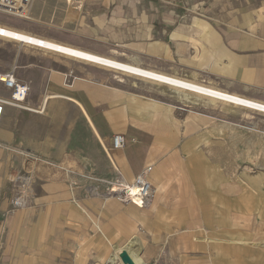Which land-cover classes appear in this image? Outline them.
<instances>
[{"label": "crops", "instance_id": "crops-1", "mask_svg": "<svg viewBox=\"0 0 264 264\" xmlns=\"http://www.w3.org/2000/svg\"><path fill=\"white\" fill-rule=\"evenodd\" d=\"M31 13L128 49L132 63L264 101V0H33ZM9 41L0 38V72L30 89L0 115V264H107L123 250L134 264H236L235 253L264 264V242H233L264 236V164L245 128ZM13 92L0 82L1 99ZM23 174L31 187L17 209ZM140 176L152 183L144 206L110 194Z\"/></svg>", "mask_w": 264, "mask_h": 264}, {"label": "bare ground", "instance_id": "bare-ground-1", "mask_svg": "<svg viewBox=\"0 0 264 264\" xmlns=\"http://www.w3.org/2000/svg\"><path fill=\"white\" fill-rule=\"evenodd\" d=\"M0 38L17 41L48 53L61 54L75 60L91 63L99 67L120 71L141 78L158 85L164 94L174 97L184 104L195 106L205 104L208 106V104L216 105L217 103H221L223 109L235 114L243 115L244 110H253L264 114V101L229 92L215 87L212 84L198 81L193 76L184 77L167 74L158 70L146 68L138 63L123 62L116 58L106 57L90 50L88 51L50 38L33 35L23 30L2 24H0ZM143 180L147 179L143 177ZM147 182L149 183V193L151 194L152 183L148 180ZM128 192L131 196H135L134 189H128ZM149 199L150 195L148 196L146 203H148ZM140 203L141 201L139 202V205ZM205 238L206 241H209L210 235H206ZM109 258L107 264H118L121 260L120 254L118 253H114ZM134 258L135 257H133V259Z\"/></svg>", "mask_w": 264, "mask_h": 264}, {"label": "rangeland", "instance_id": "rangeland-1", "mask_svg": "<svg viewBox=\"0 0 264 264\" xmlns=\"http://www.w3.org/2000/svg\"><path fill=\"white\" fill-rule=\"evenodd\" d=\"M31 14L32 13L30 10L29 15ZM49 23L50 22L45 24V22L41 23L40 21H35V20L28 19V18H21L18 16H13V15L0 12V24L2 25L24 30L34 35L50 38V39H53L59 42L66 43V44H72L75 42H78L83 45L85 44L86 46H89L92 49L101 52L102 54H106V57L116 58L123 62H131L130 61L131 54L128 51V49H124L123 47H117V45L105 46L95 41L94 42L93 41H87V42L82 41V39H80L81 38L80 35L69 33L67 31L62 30L58 26L54 27V25L52 24L50 25ZM9 42L11 43L12 47L22 45L21 47H24V48H34L33 46L25 45L17 41H9ZM108 71L116 73V75L118 76V79H122L124 83L130 85V87H134L135 88L134 90H141L148 94L157 95L161 97L163 96L165 99L169 100L172 103H176V104L180 103V105L184 104V103H181L180 100L164 94L159 88V86L156 84H153L149 81L143 80L141 78H138V77H135V76H132V75L120 72V71H117V72L112 71V70H108ZM184 105L192 106L193 108H190V109H197L202 113L211 114V115H214L216 118L218 117L220 119L221 118L225 119L223 118V116L229 115L231 119L234 120L232 122L236 124V127H240L239 129L245 128V130L250 133L251 145H252V149L250 150L251 156L254 158V154L261 153L259 154L260 155L259 161L261 164H264V148L257 149V151H255L256 149L253 148V147H257V145L261 144L262 146L264 144V114L263 113H258L253 110H244L243 115H239V114H235L231 111L223 109L221 103H217L216 105L208 104V106L205 104L198 105V106L188 105V104H184ZM118 135H121V134H118ZM238 140L239 139H236V141ZM112 141H113V138H112ZM124 183H127V182H124ZM205 236L206 234L203 235V237ZM233 242H236V244L247 246L251 244H256L258 242H264V236L262 237L260 241L237 236L233 240ZM216 256L220 258L223 256V254L217 253ZM232 257H234L236 261H238V263L242 264V257L238 253H235L234 255H232Z\"/></svg>", "mask_w": 264, "mask_h": 264}, {"label": "built area", "instance_id": "built-area-1", "mask_svg": "<svg viewBox=\"0 0 264 264\" xmlns=\"http://www.w3.org/2000/svg\"><path fill=\"white\" fill-rule=\"evenodd\" d=\"M33 0H0V12L26 18L30 14ZM0 82L5 86L13 89L12 101H5L0 98V115L2 112L3 104L13 103L14 105L21 106L19 102L23 101L29 91L28 84L18 83L14 71L0 72ZM125 144V138L123 135H116L113 137L112 146L119 148ZM32 178L28 174H23L17 178V188H15V194L13 197V206L17 209L26 207L28 203L29 191L31 187ZM149 183L147 180H143L140 176L135 182L132 183H116L109 188L111 195L121 199L123 201H132L135 204L143 206L146 204V200L149 193ZM128 189H134V197L128 192ZM131 191V190H129Z\"/></svg>", "mask_w": 264, "mask_h": 264}, {"label": "water", "instance_id": "water-1", "mask_svg": "<svg viewBox=\"0 0 264 264\" xmlns=\"http://www.w3.org/2000/svg\"><path fill=\"white\" fill-rule=\"evenodd\" d=\"M121 259H122L124 264H134L133 259L131 258V256L129 255V253L126 250H123L121 252Z\"/></svg>", "mask_w": 264, "mask_h": 264}]
</instances>
